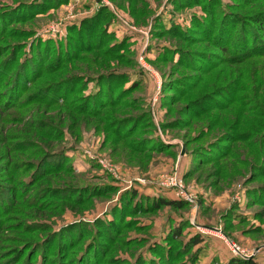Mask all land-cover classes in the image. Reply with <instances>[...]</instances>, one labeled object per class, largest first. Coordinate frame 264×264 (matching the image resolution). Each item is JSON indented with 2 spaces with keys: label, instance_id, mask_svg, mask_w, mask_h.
I'll return each instance as SVG.
<instances>
[{
  "label": "rangeland",
  "instance_id": "374dc122",
  "mask_svg": "<svg viewBox=\"0 0 264 264\" xmlns=\"http://www.w3.org/2000/svg\"><path fill=\"white\" fill-rule=\"evenodd\" d=\"M231 259L264 264V0H0V264Z\"/></svg>",
  "mask_w": 264,
  "mask_h": 264
},
{
  "label": "trees",
  "instance_id": "16d2710c",
  "mask_svg": "<svg viewBox=\"0 0 264 264\" xmlns=\"http://www.w3.org/2000/svg\"><path fill=\"white\" fill-rule=\"evenodd\" d=\"M173 204H175V205H179L180 203H178V202H176V201H171ZM176 233H178L179 231L178 230H176L175 231ZM197 243H199L200 242V239H196L195 240ZM229 264H234V259H231V261L229 262ZM247 264H255V262H253V261H248V263Z\"/></svg>",
  "mask_w": 264,
  "mask_h": 264
},
{
  "label": "built area",
  "instance_id": "2783aa9c",
  "mask_svg": "<svg viewBox=\"0 0 264 264\" xmlns=\"http://www.w3.org/2000/svg\"><path fill=\"white\" fill-rule=\"evenodd\" d=\"M175 182H176V180H174ZM231 248L234 250V251H238V248L236 247V245L235 244H231Z\"/></svg>",
  "mask_w": 264,
  "mask_h": 264
}]
</instances>
